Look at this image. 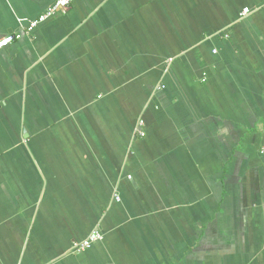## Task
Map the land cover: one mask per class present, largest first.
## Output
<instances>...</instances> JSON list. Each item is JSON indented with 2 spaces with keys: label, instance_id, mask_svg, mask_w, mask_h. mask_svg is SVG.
<instances>
[{
  "label": "crops",
  "instance_id": "crops-1",
  "mask_svg": "<svg viewBox=\"0 0 264 264\" xmlns=\"http://www.w3.org/2000/svg\"><path fill=\"white\" fill-rule=\"evenodd\" d=\"M263 150L264 0H74L0 48V264H264Z\"/></svg>",
  "mask_w": 264,
  "mask_h": 264
},
{
  "label": "built area",
  "instance_id": "built-area-1",
  "mask_svg": "<svg viewBox=\"0 0 264 264\" xmlns=\"http://www.w3.org/2000/svg\"><path fill=\"white\" fill-rule=\"evenodd\" d=\"M73 1L74 0H57L54 4L49 6L46 9V11L42 13L39 17L29 20L24 30H22L19 33L7 35V36L0 38V48H3L6 45L10 44L16 38H21L26 33L28 34L33 33L34 29L41 22L45 21L49 16L54 15L58 11L69 8V6L72 4ZM249 11H250V8L248 7L244 8L242 15L243 16L246 15ZM143 123H144L143 121L140 122L141 125H143ZM140 134L143 136L145 135V132L140 131ZM103 238H104V235L101 231L94 230L87 238L74 242L73 247L81 251V250L91 247L93 244L97 242H100L101 240H103Z\"/></svg>",
  "mask_w": 264,
  "mask_h": 264
}]
</instances>
